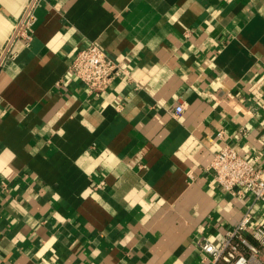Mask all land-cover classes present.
I'll return each instance as SVG.
<instances>
[{"label": "crops", "instance_id": "0c3cea01", "mask_svg": "<svg viewBox=\"0 0 264 264\" xmlns=\"http://www.w3.org/2000/svg\"><path fill=\"white\" fill-rule=\"evenodd\" d=\"M92 42L128 71L100 95ZM226 144L264 171V0H0V264H213L264 221L208 169Z\"/></svg>", "mask_w": 264, "mask_h": 264}, {"label": "built area", "instance_id": "2783aa9c", "mask_svg": "<svg viewBox=\"0 0 264 264\" xmlns=\"http://www.w3.org/2000/svg\"><path fill=\"white\" fill-rule=\"evenodd\" d=\"M32 6L27 10L16 34V38L28 42L32 39L36 21ZM70 72L94 95L102 94L116 78L128 74L126 69L95 42L77 52ZM183 110L184 105H178L175 115L179 116ZM208 169L213 173L215 181L227 192L236 195L244 191L264 202V171L257 158L246 157L234 146L226 144L214 154ZM199 246L213 264H263L260 255L261 247L264 246V221H253L249 209L240 222L226 232L221 243L203 238L199 241Z\"/></svg>", "mask_w": 264, "mask_h": 264}]
</instances>
